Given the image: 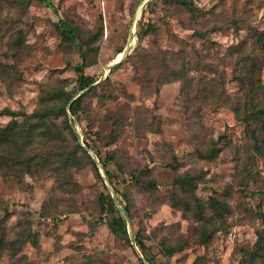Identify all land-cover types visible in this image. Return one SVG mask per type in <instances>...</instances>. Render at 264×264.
Segmentation results:
<instances>
[{"label": "rangeland", "instance_id": "rangeland-1", "mask_svg": "<svg viewBox=\"0 0 264 264\" xmlns=\"http://www.w3.org/2000/svg\"><path fill=\"white\" fill-rule=\"evenodd\" d=\"M59 21L76 29L95 80L68 122L80 149L56 120L77 165L23 184L0 173V264H261L251 253L264 232V128L258 146L219 99L244 106L236 79L259 57L264 0H0V110L80 94L79 50ZM211 148L213 161L198 157ZM184 175L194 188L176 185ZM101 197L124 226L111 232Z\"/></svg>", "mask_w": 264, "mask_h": 264}, {"label": "trees", "instance_id": "trees-1", "mask_svg": "<svg viewBox=\"0 0 264 264\" xmlns=\"http://www.w3.org/2000/svg\"><path fill=\"white\" fill-rule=\"evenodd\" d=\"M43 2V0H39ZM186 5L185 3H182ZM58 30L60 37L77 47L80 54L81 65L76 66L74 71L77 74V92L78 96H70L64 104H59L60 96L52 94V98L47 100L44 92H41L38 108L36 111L27 114L25 112H16L8 109L0 110V117H10V121L5 127H0V173L3 177H9L23 184L21 177L41 178L44 175L68 177L69 171L77 165V156L75 152L68 151L67 143L70 141L63 136L62 130L56 123V120L62 118L61 124H65L70 131V139L80 149L78 137L74 134L73 129L68 125L71 118L77 115L80 103L85 95L94 90L95 80L84 74L85 55L81 53L80 47L76 44L74 33L76 29L70 27L66 22L59 21ZM251 38L253 45L256 46L259 57L252 59L249 69L243 76L236 79L241 85V90L245 97L244 106L237 104V99L232 102L230 98L219 99L222 105L230 106L236 118L242 120L246 125L252 128L250 134L258 146H261L263 139H258L256 129L264 128V86L259 82V73L264 68V31H254ZM122 51H119L121 53ZM237 78V77H236ZM250 108V110H249ZM243 111V113H242ZM20 118L21 121L17 119ZM82 145L88 146V142L81 141ZM36 148H44V152L38 153ZM218 149H209L206 153L199 152L198 157L207 161H213L218 154ZM89 158V157H88ZM95 159L99 162L98 157H90V161L95 165ZM97 162V163H98ZM96 163V165H97ZM108 176V173H106ZM109 177V176H108ZM177 186L186 189L194 188L193 178L184 175L175 179ZM194 198V197H193ZM195 200V198H194ZM196 207L199 214L202 215V207L196 200ZM99 205L104 212L112 217L110 222L111 232L115 230L114 225L124 226L121 217H115L118 213L114 201L110 197H101ZM217 205V206H216ZM187 211L191 210V203L184 204ZM212 207H222L218 202ZM125 214L126 207L123 208ZM204 242H207L209 235L203 234ZM140 253L144 255V246L137 243ZM9 249V244L5 239L3 229H0V256L5 250ZM167 255H172L173 248L164 251ZM254 259H259L264 264V232L257 233V240L254 245V251L251 253Z\"/></svg>", "mask_w": 264, "mask_h": 264}, {"label": "bare ground", "instance_id": "bare-ground-1", "mask_svg": "<svg viewBox=\"0 0 264 264\" xmlns=\"http://www.w3.org/2000/svg\"><path fill=\"white\" fill-rule=\"evenodd\" d=\"M120 58H122V53H119V59H120ZM119 59H118V60H119ZM116 61H117V60H116Z\"/></svg>", "mask_w": 264, "mask_h": 264}]
</instances>
